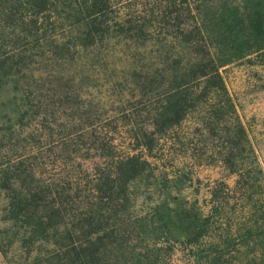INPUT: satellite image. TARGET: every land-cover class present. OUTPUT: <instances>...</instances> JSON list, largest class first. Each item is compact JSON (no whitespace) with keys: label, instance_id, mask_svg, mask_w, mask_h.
Instances as JSON below:
<instances>
[{"label":"rangeland","instance_id":"1","mask_svg":"<svg viewBox=\"0 0 264 264\" xmlns=\"http://www.w3.org/2000/svg\"><path fill=\"white\" fill-rule=\"evenodd\" d=\"M63 2L55 0V10L37 19L44 40L39 51L31 52L27 78L20 84L38 93L61 80L56 94L67 96L66 105L44 99L42 113L29 124L25 119L20 123L22 93L12 81L0 91V180L2 170L22 164L51 188V197L68 189L72 195L82 191L75 207L63 211L82 214L98 207L92 186L99 176L115 174L118 159L139 157L148 170L130 184L128 212L110 219L118 233L104 254L108 264H213L218 253L224 262L219 264H264V240L246 233L253 217L264 224V6L257 7L255 0L244 5L243 0H109L106 32L89 39L91 26L77 21L79 5ZM3 6L10 13L12 3ZM236 9L239 15L231 18ZM247 9L262 16L253 12L245 19ZM57 48L60 55L54 54ZM205 60L221 65L225 94L204 97L171 131L148 134L154 129L153 114L173 95L175 78L189 76L200 94L206 79L198 66ZM185 72L190 75L182 76ZM220 100L219 105L229 101L231 108L218 119ZM75 108L79 113L73 114ZM94 114L101 119L90 122L102 131L105 151L89 146L94 139L85 118ZM227 128L233 130L228 137ZM136 132L153 136L152 152L138 145ZM239 147L244 149L240 160L235 157ZM226 159L235 162L237 171H230ZM214 193L220 200L213 199ZM165 199L172 210L178 199L197 218L208 219L211 228L199 238L201 257L174 230L181 221L175 214L166 222L174 237L165 236L162 230L171 228L162 229L155 214ZM6 201L0 191V264H65L50 256L61 237L23 243V230L3 220ZM220 206L222 211H215ZM65 221L60 229L71 227ZM227 240L231 245L223 248Z\"/></svg>","mask_w":264,"mask_h":264},{"label":"trees","instance_id":"2","mask_svg":"<svg viewBox=\"0 0 264 264\" xmlns=\"http://www.w3.org/2000/svg\"><path fill=\"white\" fill-rule=\"evenodd\" d=\"M63 1L64 4H66V2H73L79 5V14L82 16L78 17L77 21L81 23L86 22V24L91 26L87 38L92 39L94 35L103 36L106 32L104 24L107 20V11H109V0ZM185 1L186 0H182V2ZM246 1L252 0H243L242 5L247 4ZM255 1L257 7L264 6L263 0ZM8 2L12 3L10 13L5 12L3 9V5ZM55 7V0H0V29H4L2 31L0 30V91L12 81L15 82L14 84L17 92L22 93V97L21 95L19 96V101L22 102L23 106L18 108L21 113L16 116L17 121L20 123L25 119L27 124L33 117L38 116L39 112L42 113L44 107L42 101L44 99L48 98L50 101L53 100L55 104L57 103L56 105L60 107L66 105L67 96L59 97L56 94V90L62 85L61 80H56L55 82L48 80L50 85L54 82L51 90L40 83L35 84L34 82L36 87L43 86L44 91H39L38 93L28 89L29 85L22 88L20 84L25 82L27 78L24 71L29 67L34 56L31 52L39 49L41 46L40 42L43 39L42 36H39V31L41 29L37 26V19L44 12L49 14L52 10H55ZM20 10L22 11L20 12ZM230 12L231 18L239 15L238 9L235 11L231 10ZM253 12L254 14L256 13V15L262 16L256 9L253 10ZM253 12L247 9L245 19L250 20L251 16H253ZM258 23L259 22H257V24ZM261 24L264 29V20ZM7 28L10 29L6 30L9 32L7 34L8 36L5 35V29ZM242 41H244L242 43L245 44L248 42L247 39ZM54 54L60 55L58 48L57 51H54ZM206 60L198 66V68L201 69L199 72V74H201L200 76L206 79L204 88L201 90L200 94L196 95L194 92V82L190 83L188 81L189 76L186 75H190L189 73L185 72L182 74V76H186L187 78H175L174 84L172 85L173 95L168 97L165 104L160 106V111L153 114L151 123L154 129L148 134L162 135L167 131H171L184 121L187 114L195 109V104L203 100L204 97L211 93L217 96L225 94L223 82L221 81L222 78L218 74V68L221 65L211 64ZM193 74L194 76L196 75V73ZM149 87L147 88L148 90L152 89V86ZM198 97H200V99H198ZM228 102L229 101L221 106L219 104L222 103V100H220L217 104L218 119H221L224 114L229 112L231 106ZM220 108H222V110L219 111ZM73 111V114L79 113L76 108ZM13 113L15 114L16 112L13 111ZM94 115L93 117L89 115L85 118L87 120L85 122L92 130L94 139L89 146L95 145L93 149H102V151H105L106 149L103 147L105 144L103 142L101 143L103 139L101 136L102 131L99 130L97 126H92L93 123L90 122L94 121V124H96L95 121H100V115ZM7 117L9 122L12 123L10 116ZM218 119L217 121H219ZM0 130L2 129L0 128ZM237 131L244 138V128L239 126ZM142 132L140 134L136 132L134 138L138 145L143 146L148 152H152L154 145L153 136H147ZM230 132H233V130L228 128L225 129L227 137L231 134ZM82 134L81 130L80 135L82 136ZM139 135L142 141L144 140L143 142L139 140ZM239 137L242 139L241 136ZM83 138L84 137H81L80 140L82 141H80V143H83ZM107 154L111 157L113 156L112 152ZM99 155L105 156L104 152ZM243 155L244 149L239 147L235 156L236 159H242ZM225 165L231 172L237 171L235 162H230L226 159ZM147 168V162L141 160L139 157L128 156L118 159L114 165L115 174H111L110 172L106 175L99 176L96 182L93 183L92 189L97 192L98 207H91L87 212L84 211L82 214H79L75 210L65 214L63 211L67 210L66 207H75L76 201L82 197V195H80L82 191L80 193L75 191L76 194L72 195L68 189L58 192L56 196L53 195L51 197V188L38 181L31 173V168L24 167L22 164H15L13 168L4 169L1 173L0 191L3 192L7 200L4 207L3 220L11 222L12 226L14 225L18 230H23L19 238L24 240V244L49 242L50 240L56 241L57 236L61 237V242L57 240L58 250L52 252V255H50L53 258H57V261L60 263L64 261L65 264H108V262L105 261L104 254L109 252L108 244L110 245V241L117 238L118 233V231L110 227V219L123 211L128 212L129 207L126 206V203L130 196V184L141 179L147 172ZM213 199L220 200L219 196L215 193ZM173 200L174 202L176 201L175 204L173 202V205H177L173 207V210L171 209L172 207L170 208L167 199L155 208V214H157L159 222L163 225L162 229L167 227L171 228L170 232L168 229L162 231L165 232V236L174 237L175 232L173 228L166 222L172 221V215L175 214L181 221L179 222L176 220L177 225H174V230L184 236L187 244H184L185 246L189 245L194 247V249H199L191 251L194 252V255L201 257L202 252L200 249L202 248L199 238L204 232L209 231L211 228L207 225L208 219L200 220L197 218L196 213L193 212L194 209H186L182 203H178V199ZM55 204L59 207H54ZM217 210L219 212L222 211L221 206L215 209V211ZM72 215H75V220H73L74 217ZM66 219L71 223V227L60 229L61 225L66 224ZM258 221L259 220H256L255 217H253V220H250L251 226L249 225L246 230L249 239L255 238L264 240V224H260ZM13 238L17 239V236H13ZM14 240H10L9 245L13 244ZM175 240L178 239L175 238ZM228 245L231 244L227 240L223 248H227ZM2 254L6 255L5 252H2ZM215 256L217 257L216 260L212 262L213 264H219L220 262L224 263L219 253ZM47 264L52 263L47 262Z\"/></svg>","mask_w":264,"mask_h":264}]
</instances>
